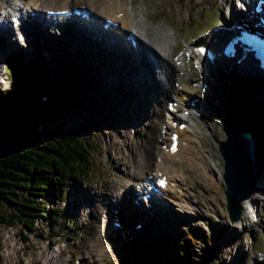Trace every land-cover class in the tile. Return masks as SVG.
<instances>
[{
  "label": "rangeland",
  "instance_id": "obj_1",
  "mask_svg": "<svg viewBox=\"0 0 264 264\" xmlns=\"http://www.w3.org/2000/svg\"><path fill=\"white\" fill-rule=\"evenodd\" d=\"M34 1L0 0V20H4L8 12L5 9L12 4L23 11L29 5L35 10L39 8L41 12L36 14V19L38 16L41 18L48 4L40 0L37 6ZM238 1L155 0L151 3L152 15L149 20L154 25L162 23L172 34L171 41L174 44L175 39H178L179 46L171 59L177 65L179 58L184 57L185 50H191V44H203L210 35L216 37L221 24L229 23L232 15L242 11L238 8ZM102 2L59 0L55 7L48 8L85 6L103 14L106 10ZM121 2L127 8L125 10L133 11L143 8L149 0ZM8 21L10 25V18ZM128 22L130 30L135 33L141 31L133 17L128 18ZM25 24L23 29L27 30L29 25H33L37 30H25L23 38L13 33L10 42L7 39L9 33L3 37L0 35V94L13 89L24 75L35 72L43 75L44 80L40 79V82L43 81L40 85L42 92L47 97L59 93L58 100L66 106V110L59 116L29 126V135L37 142L44 143L69 130H75L81 138L95 146L93 158L97 169L93 170L89 181L70 187L64 201L48 196L46 207L54 214L57 211L63 214L56 218L58 223L50 227L38 222L35 232L27 237V242L22 240L25 235L20 233L18 224L0 226V264H34L37 261L45 264L44 256L50 252L60 255L62 251L63 264H264V196L260 195L255 201L257 210L252 214L254 221L250 228L246 227V221L231 223L226 211L221 177L224 174V159L220 150L228 140L226 112V122H221L224 128H218L219 140L212 135L210 128L206 130L210 140L208 148L196 142L194 151L184 153L182 158H173L164 163L154 160L163 157L167 146L164 144L168 142L172 117L166 113V102H172L180 111L194 102L202 105L207 112L212 110L206 99H199L200 77L193 69V60L190 59V63L186 64L188 70L196 72L192 80H187L181 71L175 72L174 83L166 89H159L158 84L142 74L140 78L135 73L132 80L126 77V72L133 74L129 66L126 72H121L119 63L108 59L103 50L97 48L98 43L84 38L75 29L65 34L57 31L56 34L46 33L44 25H38L39 21ZM38 31H43L49 38L41 37ZM150 37L155 40V36ZM11 58H15L16 67L8 69L7 62ZM14 68L17 71H13ZM109 76L115 77L116 81H112ZM229 76L226 75L231 81ZM145 82L149 89L145 88ZM238 85L231 95L238 88L251 93L244 88L246 84L241 82ZM231 95L228 102L231 101ZM257 102L263 118L262 104ZM37 105L41 103L37 102ZM180 113L175 115L178 121ZM165 125H168L166 129ZM188 127L189 124L186 129ZM162 131L168 133L164 138H161L164 136ZM217 142L219 145H216ZM201 153L207 159L206 164L195 157H200ZM146 159L150 161L148 165ZM159 163L161 168L171 166L178 171L185 170L190 175L194 181L190 205L196 210L181 212L180 207L171 202L169 205L161 202L162 206L156 204V209L150 210H147L146 204L142 205L141 210L136 207L134 200L141 197L139 191L143 179L152 177ZM259 177L255 185L258 181V185L261 184L264 175L260 180ZM182 202L185 205L187 203L186 200ZM117 207L120 208L116 214ZM123 215L127 229L130 228L128 225L135 224L132 226L134 228L142 224L143 219L147 221L139 232L129 230L137 240L131 254L123 238L126 232L117 234L112 229L113 217H117L116 220L120 222ZM187 236L194 243L189 244ZM164 239V250L158 248L159 253L154 258L148 255L147 249ZM238 256L242 258L241 262Z\"/></svg>",
  "mask_w": 264,
  "mask_h": 264
},
{
  "label": "bare ground",
  "instance_id": "obj_2",
  "mask_svg": "<svg viewBox=\"0 0 264 264\" xmlns=\"http://www.w3.org/2000/svg\"><path fill=\"white\" fill-rule=\"evenodd\" d=\"M39 1L40 0H37L35 5L39 6L38 5ZM43 1H45V3L48 4V6L45 7V9H47V10H52L53 8H48V7H55L57 2L59 3V0H52V1L51 0L50 1L43 0ZM65 1H67V0H65ZM102 1H103L102 3L105 5L104 7H105L106 11H104L105 13H103V14L98 13L97 15L100 17H98L97 19H94V21L96 23H98L100 21V18L103 17L104 22L98 24L99 26L104 25L105 21L107 19H109V20H112L113 22L120 23V25H121L120 29L122 31H124V32L128 31L129 32L131 30L128 28V26H129L128 18L133 17V21L137 24V26H139V28L141 30L138 33L133 32L134 39L136 40V42L138 44L137 52L134 53V51L131 48H129L128 49L129 55L127 56V53H125L124 58H121V56H117V55H114L113 53L109 52L108 50H110V49L107 48V45L104 42L106 38L103 36L102 30L100 28L94 29L93 27L86 25L85 26L86 31L85 32H79V34L81 36H83L84 38H87V39H91L94 42L97 41L99 44V46H97V48L103 50V53L105 54V56L108 59L110 58V59H114L115 61H117V63H119L118 66H120L121 72H126V69L128 70V66H129V70H131L133 72V74H131V72H126V74H127L126 77H129L132 80V76H135V73L137 76H140V74H142L145 76L146 79H147V77L151 78L153 80V82H155L156 85L158 84L157 88L159 86V89H163V88L166 89L174 83V81L176 80L175 79V72L181 71V72H183V74L187 80H192L194 77V76L192 77L193 73L195 71H197L198 72L197 75L200 77V82H199L200 85L198 86V91L200 92L199 96L201 98H199V99H206V101L209 102L210 106L212 107V110L210 109L211 111L207 112V110L202 105L196 104L195 102L188 104L187 106H184V108H182L180 112L185 115L184 119L186 120L187 124H189L188 130L191 131V133H189L187 130H182L179 133L181 135V140L183 142H186V146L180 147V149L176 155H170L168 152L162 153L163 157H157V158H154V160L155 161L158 160V161H161L164 163V161L170 162L173 158H180V157L182 158V155L184 153L187 152V154H189V153L194 151V148L197 147L196 142H199V143L201 142L205 148H208V143L210 142V140L208 138L209 136H208L206 130L208 128H210L212 131V135L216 138L218 137L219 126L224 128L223 123H221V122H224V123L226 122L227 115L225 114V108L227 106L231 92L234 88L239 86L238 83L242 82V83L246 84V86H244V88L251 91V93L253 95L250 92L245 91L243 89H239V88L235 89L233 91V94L231 95L232 99L230 101L231 107L229 106L227 108L228 111H229V108H231L232 112H233L231 120H230V117H228L229 119L226 122V126L228 124V127H229V129L227 130V133H228V136L230 138L229 130L233 128V131H234V129H236V135L238 137L242 136V132H245L244 129H249L251 127V124L249 122L251 121L252 123H254V119H253V111L254 110H252V109H254L253 106L256 105L258 107V112L256 113V116L260 121L261 130L263 133V138H262V141L259 140V138L257 137V133L254 132V135L250 138L249 141H250V147H251L250 149L252 150L254 157L256 158L257 162H259V160L261 162V167H262V170L260 173V178H261V176L264 175V125H263V121H264V77L262 75L256 76L255 74H253L252 72H254V69L251 66H249L250 65L249 63L247 66H245L244 62H242L240 64H236V62H234L233 59H231V60L227 59L228 61H226V62H219V61L215 60L213 62V64H210L203 57L201 59V58L197 57L196 54H194V52L198 49V47H202L199 45H203V46L206 45L209 48H215L216 49V46H214V44L216 42H218L220 37H222L223 35H227L228 32L231 31V29L235 28V25H242L243 26V24L240 22V18H242V17H239V16H241V14H240L241 11H240V13H238L240 15H238L237 13H235L234 16L232 15V19L230 20L229 23L223 22L221 24L220 30L218 29L219 32H216V37L213 38V35L212 36L210 35L209 40H207L203 44H198L197 46H193V44H191V46H190L191 50H187L188 52L193 53V56L191 57V59L193 57L195 59L197 58L198 60H200L204 64V68L202 70L199 69V67L196 65L197 64L196 60L193 58L192 59L193 60V69L195 71H191V70H188L186 68V60L183 57L179 58L177 65H174L171 62L174 50L177 48V46H179L178 39L177 38L175 39V44H174L171 41L172 34H170L168 32L167 28L162 23L158 22L157 24L154 25V23L152 22V24H150L151 21L149 20V18H151L150 16L152 15V12L150 11L151 3H153L155 0H149V3H147L143 8H139L136 10L133 9V11L132 10L131 11L125 10L127 8H125V6L121 4L122 3L121 0H109V1L102 0ZM233 1L234 0H232V2ZM239 1H243L245 3L246 2L250 3L252 0H239ZM106 2H108V3L106 4ZM234 4H235V2H234ZM30 7H31L30 5L27 6L26 7L27 10ZM238 8L240 10H242L243 12H247V10H245L244 8H240L239 5H238ZM262 8H263L262 14L264 15V7H262ZM21 9L22 8H19L18 11L21 12L22 11ZM38 10H40V9L38 8ZM64 10H68V9L64 8ZM94 12H96V11H94ZM119 13H122V17H120V18L117 15ZM41 15H42L41 18H42V21L44 24H48V22L51 23L50 18L45 16V13H44V15L43 14H41ZM36 16H37L36 14L30 15V18H28V21H30V23H32L33 21L36 22L35 21ZM248 17H250V16H248ZM155 18H157V17H155ZM120 19L122 22L119 21ZM62 22L63 21L61 20V23ZM1 23H2L1 27L7 26L9 24L8 12L5 14L4 20H2ZM38 25H40V24H38ZM44 27L47 30V26H44ZM33 29L37 30V28L34 27L33 25H29V29H27V30L32 31ZM87 29H89V30H87ZM25 30L26 29L22 28V30L20 31L21 37L27 31V30L26 31ZM49 30H53V29L50 28ZM2 31H3V33L1 34V37H3V35L5 36V34H7V35H8V33L10 34L11 29L8 28V26H7L6 28L4 27ZM42 32H39V35H41V37H43V38L47 37ZM49 32H51V31H49ZM226 32H227V34H225ZM152 35L155 36V40L152 39V37H150ZM12 36H13V34H12ZM12 36L11 35L7 36V39L9 40L8 42L13 40ZM125 36H128V34H126ZM47 38H49V36ZM125 40L122 36L119 39V41L125 47L127 45L131 44V41L126 40V42H125ZM21 45L22 44H19V46H21ZM22 46H24V45H22ZM104 48H107L108 50L104 49ZM154 67H157L158 69L160 67L162 69V71L159 70L158 72L155 73L153 71ZM226 75L231 76V81H228L229 78H227ZM109 77L112 81H116L115 77H113V76H109ZM164 77H165V80H164ZM140 78H141V76H140ZM128 84H131V83L128 82ZM151 85H153V84H151ZM162 85H163V87H162ZM145 88L149 89V86H148V84H146V82H145ZM253 88H254V90H253ZM134 91H135L134 93L136 96L137 95L136 90H134ZM256 98L262 104L263 118L260 114L261 107L258 104ZM191 105H193V106H191ZM197 108H199L200 112L202 113L200 118L194 115V111ZM178 110L179 109H177L176 111L179 112ZM242 118H244L246 121L244 123V125H243L244 119H242ZM229 123H231L232 128H230ZM211 126H212V128H211ZM164 127L166 129L168 127V125L167 126L165 125ZM169 127H170L169 130L173 131V128L171 127V125ZM174 130H176V128ZM163 133H164V136H162L161 138H164L168 135L167 132H163ZM161 140H163V139H161ZM244 141H245V139L243 137L239 138V140L236 141L237 142L235 144L236 147L245 146ZM249 141H247V142H249ZM216 145H219V142H217ZM220 150H221V148H220ZM221 154H222V152H221ZM190 155H192V154H190ZM196 155H197V153H196ZM197 156H195V157L198 158V160H200L202 163L204 161V164H206L205 162L207 161V159H206V157H204L205 155H203L201 153L200 157H197ZM189 160L194 161V160H192V158H189ZM146 162H147L146 164L148 165L150 161L146 159ZM160 164L161 163H159V165ZM168 165H169V163H168ZM195 169L198 172L199 169L197 167ZM176 171L180 172L181 176H179L176 173ZM157 172H160L162 175L167 177L168 185L163 190V195H165L168 198L169 202H171L173 205L179 206L181 209V212H188L189 209L190 210H194V209L196 210L195 207L190 205V203L193 200V198H192L193 195L191 194V192L193 190V182L194 181L191 180L190 175L185 170H182V171L174 170V168L171 166H166L164 168H161V165H160V166L156 167V178H157ZM221 177H222V175H221ZM156 178H155V180H156ZM260 178H259V180H260ZM188 179H189V181H188ZM170 183H173V185H175V186L172 187L170 185ZM258 183H259V181H258ZM258 183L252 188V192H251L250 197L241 203L242 213H241V219L240 220L246 221L245 225L247 228H250L252 221H254L252 214L254 212L256 213V210H257V206L255 205L256 199H258V197L260 198L261 196H264V177H263L261 184L258 185ZM140 192H141V195L144 194L143 191H140ZM185 200L187 202L186 205L182 202ZM190 200H191V202H190ZM161 202H163V201H159L160 204H161ZM160 204H159V206H162ZM119 208L120 207H117V209H115L114 213L117 214L119 211L118 212H116V211L119 210ZM155 209H156V207H155ZM155 209H153V210H155ZM250 218H251V220H250ZM145 222H147V221L143 219V221L141 223L144 224ZM142 224H140V225L142 226ZM142 228H143V226H142ZM124 235H126V233H124ZM123 238L125 239L124 236H123ZM48 254L49 255L44 256V259L46 261L45 264H63L64 251H62L60 255H56V254L54 255L52 252H50ZM238 258H239V261L241 262L242 258H240V256H238ZM34 264H42V263L40 261H37Z\"/></svg>",
  "mask_w": 264,
  "mask_h": 264
},
{
  "label": "trees",
  "instance_id": "obj_3",
  "mask_svg": "<svg viewBox=\"0 0 264 264\" xmlns=\"http://www.w3.org/2000/svg\"><path fill=\"white\" fill-rule=\"evenodd\" d=\"M10 60L8 69L16 67L15 58ZM40 79L44 77L38 73L24 75L13 89L0 94V226L18 224L26 242L38 222L50 227L63 214L46 207L48 196L64 201L70 187L86 183L97 169L96 148L79 132L69 130L44 143L29 135V126L66 110L58 100L59 93L45 96ZM187 239L194 243L190 236ZM165 243L166 239L151 245L148 255L154 258Z\"/></svg>",
  "mask_w": 264,
  "mask_h": 264
},
{
  "label": "water",
  "instance_id": "obj_4",
  "mask_svg": "<svg viewBox=\"0 0 264 264\" xmlns=\"http://www.w3.org/2000/svg\"><path fill=\"white\" fill-rule=\"evenodd\" d=\"M232 115V109L229 108L228 117H230V120ZM253 119L254 123L251 121L249 122L251 127L249 129H244L245 132H242V136L239 137L236 135V129L233 131L232 125L229 123L230 128H232L229 130L230 138L227 136V142L221 146V152L224 159V195L226 200V210L231 223L240 220L242 213L241 203L250 197L252 188L256 183L255 180H257L262 170L260 160L257 162L250 149L249 141L254 135V132L257 133L259 140L262 141L263 138L260 121L256 116V109L253 111ZM245 122L244 119L243 125ZM226 129H229L228 124ZM242 137L245 139V146L236 147V141Z\"/></svg>",
  "mask_w": 264,
  "mask_h": 264
}]
</instances>
